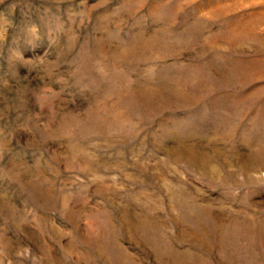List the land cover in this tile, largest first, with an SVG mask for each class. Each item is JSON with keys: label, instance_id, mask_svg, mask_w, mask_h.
<instances>
[{"label": "rangeland", "instance_id": "374dc122", "mask_svg": "<svg viewBox=\"0 0 264 264\" xmlns=\"http://www.w3.org/2000/svg\"><path fill=\"white\" fill-rule=\"evenodd\" d=\"M0 264H264V0H0Z\"/></svg>", "mask_w": 264, "mask_h": 264}]
</instances>
